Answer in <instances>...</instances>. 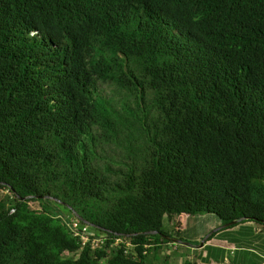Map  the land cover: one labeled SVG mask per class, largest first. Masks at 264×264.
Segmentation results:
<instances>
[{"label":"trees","instance_id":"16d2710c","mask_svg":"<svg viewBox=\"0 0 264 264\" xmlns=\"http://www.w3.org/2000/svg\"><path fill=\"white\" fill-rule=\"evenodd\" d=\"M129 122L114 180L85 139ZM207 214L264 228V0H0V264H147Z\"/></svg>","mask_w":264,"mask_h":264},{"label":"rangeland","instance_id":"374dc122","mask_svg":"<svg viewBox=\"0 0 264 264\" xmlns=\"http://www.w3.org/2000/svg\"><path fill=\"white\" fill-rule=\"evenodd\" d=\"M107 87L111 91L112 89L115 90L113 109L119 110L124 104L127 107L134 108L135 104L130 95L124 93L123 91L120 92L114 87ZM85 141L87 145L94 147L93 163L95 167L100 168L103 173L108 174L114 180L117 179L116 174L127 170L130 165L134 163L136 165H140V161L144 156L145 136L142 129L136 126L133 122H129V127L122 129L121 126L118 131L115 130L113 132H106L98 126H95L92 136L90 138H86ZM107 168H109L111 172L107 171ZM32 206L38 209L41 208L39 202H33ZM91 211L92 213L97 214L93 207L85 211L82 210V213L91 215ZM178 220L182 225L180 229V237L185 240L184 243L169 244L156 251L152 249L147 258V264H184L185 262L198 263L200 260L209 257L213 253L214 248L202 250L201 244L205 237L211 233L214 234V232L216 233L213 236L214 241L229 242L230 244H234L235 242V244H239L236 240L241 239V237H239L240 235L231 232L232 230L226 229L223 231L221 227L224 224L216 216L210 214L197 216L182 215L180 218H174L173 221L170 222L165 220L164 231L175 236L176 234L173 233L175 227L174 224ZM90 230L93 233L96 232L94 228H91ZM247 231H249V229H247ZM252 231H254V229ZM245 242L246 241L242 240V243L250 246L248 242ZM260 243L264 245V236L260 238ZM191 246L196 248L194 250L195 252L189 251L192 249ZM177 247H179L180 250H177ZM243 247L246 246L244 245ZM246 248L248 249L249 247ZM247 249H244V251H238L237 257H251L252 254H250ZM189 256H191L192 259H190ZM229 257L231 260H235L233 256L229 255Z\"/></svg>","mask_w":264,"mask_h":264},{"label":"crops","instance_id":"0c3cea01","mask_svg":"<svg viewBox=\"0 0 264 264\" xmlns=\"http://www.w3.org/2000/svg\"><path fill=\"white\" fill-rule=\"evenodd\" d=\"M247 229H249V231H247ZM253 229L254 231H252ZM228 230H232L231 232L240 235L239 237H241V239L236 240L239 244H235V242L234 244H230L229 242L214 241L212 237L209 242L204 244L202 250L214 248L213 253L209 257L200 260L197 264H227V262H230V264H264V245L260 243V238L264 236L263 227L257 226L252 222H247ZM242 240L248 242L250 246L242 243ZM174 243L175 242L172 244ZM244 245L249 248L247 249L246 247H243ZM191 247L192 249L189 251L195 252L194 250L196 248L194 246ZM244 249H247L252 256L237 257V252L244 251ZM177 250H180L179 247H177ZM229 255L233 256L235 260H231ZM189 258L192 259L191 256H189Z\"/></svg>","mask_w":264,"mask_h":264},{"label":"built area","instance_id":"2783aa9c","mask_svg":"<svg viewBox=\"0 0 264 264\" xmlns=\"http://www.w3.org/2000/svg\"><path fill=\"white\" fill-rule=\"evenodd\" d=\"M61 219L63 220L69 231L72 233V235L80 241L82 248L89 246L91 249H100L104 246L106 237L96 235L91 232V227L87 224L82 223V221L77 217H61ZM118 243L119 241L116 244ZM125 245L127 246V251L133 248L130 243H125ZM227 264H230V262H227Z\"/></svg>","mask_w":264,"mask_h":264},{"label":"water","instance_id":"95a60500","mask_svg":"<svg viewBox=\"0 0 264 264\" xmlns=\"http://www.w3.org/2000/svg\"><path fill=\"white\" fill-rule=\"evenodd\" d=\"M241 221V220H240ZM237 223V221L235 222H231V223H228V224H224L221 229H226L232 225H235ZM215 233V232H214ZM213 233L209 234L207 237H205L204 241L202 242L201 244V247L204 246V244L206 243L207 239L212 235ZM166 240L168 241H172V242H175V243H184L183 241H181L180 239H177V238H173V237H167V236H164L162 235Z\"/></svg>","mask_w":264,"mask_h":264}]
</instances>
